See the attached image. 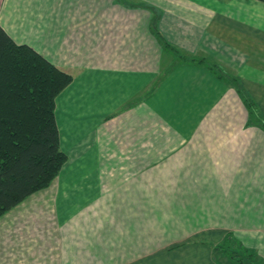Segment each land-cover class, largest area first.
Returning <instances> with one entry per match:
<instances>
[{"label":"crops","instance_id":"0c3cea01","mask_svg":"<svg viewBox=\"0 0 264 264\" xmlns=\"http://www.w3.org/2000/svg\"><path fill=\"white\" fill-rule=\"evenodd\" d=\"M0 27L72 76L0 264H264V0H0Z\"/></svg>","mask_w":264,"mask_h":264},{"label":"trees","instance_id":"16d2710c","mask_svg":"<svg viewBox=\"0 0 264 264\" xmlns=\"http://www.w3.org/2000/svg\"><path fill=\"white\" fill-rule=\"evenodd\" d=\"M206 65L218 77L223 76L216 64ZM71 79L29 46L15 44L0 27V216L50 185L66 162L59 147L54 108L56 96ZM231 81L244 104L256 113L243 87L235 78ZM255 119L264 129L261 116L256 113ZM223 246L227 256L221 258L229 260L228 264H241L238 257L235 260L241 252L247 262L257 264L246 248L240 252L234 246L228 251L230 238L213 247V255L218 249L223 253Z\"/></svg>","mask_w":264,"mask_h":264},{"label":"rangeland","instance_id":"374dc122","mask_svg":"<svg viewBox=\"0 0 264 264\" xmlns=\"http://www.w3.org/2000/svg\"><path fill=\"white\" fill-rule=\"evenodd\" d=\"M11 39H12V38H11ZM12 40H13V39H12ZM13 42H14V41H13ZM14 43H15V42H14ZM15 44H17V43H15ZM18 45H25V44H18ZM223 75L226 76V73H223ZM57 176H58V175H57ZM57 176H56V178H57ZM56 178H55V179H56ZM55 179H54L52 182H54ZM234 246H235V245H234ZM234 246H233V245H232L231 247L229 246L230 249H229L228 251L231 252V251L233 250V249H231V248L234 247ZM227 248H228V246H227ZM224 249H226L225 246H223V250H224ZM221 250H222V249H221ZM226 251H227V250H226ZM226 251L224 250V252H226ZM238 251H240V250H238ZM240 252H241V251H240ZM231 254H232V253H231ZM240 254H241L240 256H237V254H236V256H235V257H236L235 260H236V259L238 260V258H239V259L242 261L241 264H250V260L248 259V262H247V260H246V258H245V257H246L245 253H242V252H241ZM237 257H238V258H237ZM224 260H225V259H224ZM225 261H227V260H225ZM227 263H228V262H227ZM251 263H252V262H251Z\"/></svg>","mask_w":264,"mask_h":264}]
</instances>
